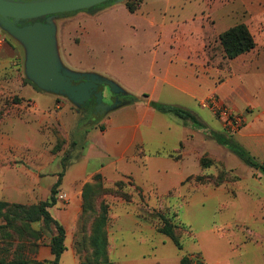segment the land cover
I'll return each mask as SVG.
<instances>
[{"label":"rangeland","instance_id":"1","mask_svg":"<svg viewBox=\"0 0 264 264\" xmlns=\"http://www.w3.org/2000/svg\"><path fill=\"white\" fill-rule=\"evenodd\" d=\"M119 1L112 0L92 9L55 14L41 20L55 26L64 56L72 54V59L65 61L67 68L75 72L82 69V73L93 79L100 78L98 72L103 80L113 78L119 82L116 78L119 76L137 80L128 89L141 96V101L147 100L144 94L150 95L154 91L153 84L139 79L147 81L154 36L159 33L163 19L166 23L163 32L171 34L173 24L170 21L177 10L166 9L170 0H146L143 10L131 12L124 2ZM114 2H118L117 5L111 6ZM185 2V9L180 11L182 17L187 13L189 3L198 6L197 0ZM152 10L158 14L157 26H151L147 21ZM87 17L91 18L85 25ZM0 33L6 40L0 54V128L5 135L0 142V173L6 171L2 167L16 164H28L36 171L42 164H49L48 173H56L59 178L63 165L67 168L85 151L87 131L91 128L100 137L102 125L128 107L107 108L112 105V96L118 95L112 90L111 83L102 88L103 109L97 107L95 95L79 103L70 95L43 89L28 74V46L3 26L1 18ZM212 46L217 53L223 52L219 42H212ZM128 64L132 65V70L123 71ZM211 79L218 81L215 75ZM122 81L119 82L122 86L127 85ZM119 100V105L129 101L124 96ZM198 135L210 145L195 140L194 156L189 157L188 167H184L188 175L166 193L159 192L154 185L144 188L131 176L110 182L98 173L102 176V186L95 191L98 198L95 207L100 210L101 203L108 207V236L110 229L116 244L111 251L113 258H137L145 254L147 258H162L164 264H176L182 256L188 255L202 264H264V172L229 163L226 153L218 149L221 147L207 132L200 131ZM184 149L182 145L170 156L184 160L186 164ZM101 151L96 146L93 155L99 156ZM204 157L212 162L207 167L202 166ZM259 162H264V156ZM158 170L151 164L145 174L140 172L136 178L140 181L157 179L161 189L163 184L176 179L171 164L166 169L167 177L160 176ZM219 178L223 179L216 183ZM41 201L44 200L9 202L33 205ZM83 204L84 198L82 211ZM129 212L141 217L137 234L127 230L131 228L129 219L121 221L123 230L118 229V219ZM159 213L176 226L182 248L159 231L163 224ZM92 221H87L89 227ZM30 228L38 232L37 235L25 230L21 223L16 229L9 228L5 236L1 234L0 257L12 258L17 252L41 264H51L49 259L40 258V252L46 255L45 249L51 247L55 227L40 220L31 222ZM143 241L146 244L140 245L139 242ZM74 246L81 264L89 247L80 233V221Z\"/></svg>","mask_w":264,"mask_h":264},{"label":"crops","instance_id":"2","mask_svg":"<svg viewBox=\"0 0 264 264\" xmlns=\"http://www.w3.org/2000/svg\"><path fill=\"white\" fill-rule=\"evenodd\" d=\"M117 3L114 2L111 6ZM124 3L126 5V0ZM197 3L198 6L189 3L188 11L182 17L180 11L186 7L185 0L167 2L166 9L177 10L173 15L174 19L170 21L173 24L172 32L171 34L163 32V28L166 27L163 19L160 31L154 36L151 45L152 61L149 71L146 72L147 81L139 79L153 84L154 91L145 97L147 100L141 101V96L128 89L133 87L137 80L125 76L116 77L119 82L123 80L122 82L127 84L123 87L116 79H109L124 90L125 94L134 95L138 100L124 102L125 104L113 109L128 107L102 125L100 137L90 128L84 136L85 151L78 161L72 162L66 168L60 186L61 198L50 209L54 218L66 229L67 249L60 258V264L80 262L74 246V237L82 214L84 186L92 182L96 174L102 173L110 182L131 176L144 188L154 185L159 192L166 193L188 175L184 172V167H188L189 157L194 156L195 140L205 146L210 145V142L198 135L202 130H196L185 125L178 117L155 109L149 101L186 108L212 131L233 138L256 160L259 161L264 156V0H197ZM145 5L146 0H142L135 12L143 10ZM156 14V11L152 10L151 17L147 19L151 26L159 24ZM89 18L91 17H87L84 22L85 25ZM239 23L249 27L256 40V47L234 59H229L225 57L224 50L217 53L212 42L220 43V34ZM57 45L59 57L64 66H67L65 61L71 60L72 54L64 56L59 37ZM125 68L123 71H131L132 65L128 64ZM81 70L77 72L82 73ZM96 74L101 77L100 73ZM212 75H215L218 81L212 80ZM214 93L222 103L237 112H247V121L242 129L238 131L227 129L223 119L203 105L204 100ZM2 136L5 135L0 128V142ZM212 139L221 147L218 149L226 153L229 163L240 167L247 165L229 147L213 137ZM182 145L185 148L186 164L183 163L184 160L179 161L170 156ZM96 146L102 149L99 156L93 155ZM151 164L152 167L159 169L162 177H167L166 169L171 164L176 179L163 184L161 189L157 179L146 178V181L144 179L140 181L136 178L140 172L145 174ZM48 165L42 164L39 171L28 164L2 167L6 171L0 173V200L27 202L47 199L50 196V188L58 180L56 173H48ZM120 217L119 230H123L121 221L129 219L131 228L128 227L127 230L133 234L139 233L137 231L141 225L139 214L129 212ZM109 233L110 260L114 264H164L162 258H147L145 254L137 258H113L111 251L116 244L110 229ZM45 253L46 255H43L41 251L40 258H47L50 261L55 259L50 246L45 249ZM182 257L176 264H180Z\"/></svg>","mask_w":264,"mask_h":264},{"label":"trees","instance_id":"3","mask_svg":"<svg viewBox=\"0 0 264 264\" xmlns=\"http://www.w3.org/2000/svg\"><path fill=\"white\" fill-rule=\"evenodd\" d=\"M141 2L142 0H127L126 6L129 11L135 12L140 7ZM219 39L224 50L225 57L229 59H234L256 47L254 35L250 31L249 27L244 23H239L224 31L220 34ZM116 96V100L121 96H124L125 99H129V101L132 102L138 100V98L134 95L121 94V96ZM148 96V94H144V97ZM149 104L157 110L178 117L185 125H188L196 130L208 132L218 142L229 147V149L236 153L247 165L256 169H261L264 172V162H259L256 160L249 151H247L233 138H229L223 133L215 132L209 129L208 126L202 123L199 118L190 110L178 105L166 104L154 100L149 101ZM211 163V160H207L206 157L202 159L203 167H207ZM63 167L64 168L59 174L57 182L51 188V194L47 200L33 205H23L20 203H12L9 201L0 200V235L3 234V236H5L4 234L8 232L9 228L16 229L18 227V223H21L23 226H25V230L30 231L33 235H37L38 233L30 228V223L33 221L42 220L47 225H53L55 227L56 233L53 235L51 241V249L55 255V259L51 262V264H60V258L67 249L66 229L57 219L54 218L50 211V208L56 205L58 201L57 194L59 193L60 186L63 182L66 165L64 164ZM222 179L219 178L215 182L220 183ZM101 181V174H97L92 182H89L84 186L83 190L84 204L80 218V233L82 234L84 240H87L89 251L81 264H114V262L110 260L109 256V210L107 205L104 203L100 204V210H97L95 207L98 199L95 191L97 188L102 186ZM159 216L163 220V224L160 226L159 231L169 236L179 248H182V243L179 239L178 233L176 232V226L164 214L159 213ZM90 219H93V221L89 227L87 221ZM12 245H14V243H12ZM0 264L41 263L30 260L27 257L15 252L12 258H9L8 256L0 257ZM180 264H202V262L196 260L194 257L184 255L180 261Z\"/></svg>","mask_w":264,"mask_h":264},{"label":"water","instance_id":"4","mask_svg":"<svg viewBox=\"0 0 264 264\" xmlns=\"http://www.w3.org/2000/svg\"><path fill=\"white\" fill-rule=\"evenodd\" d=\"M107 1L110 0H0L2 24L28 46V74L40 87L70 95L79 103L95 95L100 109H103L102 88L105 84L111 83L112 90L118 95L126 93L110 80L93 79L64 66L59 57L55 26L41 20L55 14L89 9ZM119 104L118 98L107 108Z\"/></svg>","mask_w":264,"mask_h":264},{"label":"built area","instance_id":"5","mask_svg":"<svg viewBox=\"0 0 264 264\" xmlns=\"http://www.w3.org/2000/svg\"><path fill=\"white\" fill-rule=\"evenodd\" d=\"M5 41V38L0 33V53L5 45ZM203 105L209 108L216 116L223 119L225 127L231 131L242 129L247 121V115L245 113L237 112L222 103L215 93L205 99Z\"/></svg>","mask_w":264,"mask_h":264},{"label":"flooded vegetation","instance_id":"6","mask_svg":"<svg viewBox=\"0 0 264 264\" xmlns=\"http://www.w3.org/2000/svg\"><path fill=\"white\" fill-rule=\"evenodd\" d=\"M78 83H79V82H78ZM116 98H117V96H116V95H113V96H112V100L110 99V102L112 103L113 101L116 100Z\"/></svg>","mask_w":264,"mask_h":264}]
</instances>
